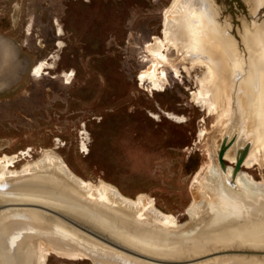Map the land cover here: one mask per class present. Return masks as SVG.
<instances>
[{
    "label": "rangeland",
    "instance_id": "1",
    "mask_svg": "<svg viewBox=\"0 0 264 264\" xmlns=\"http://www.w3.org/2000/svg\"><path fill=\"white\" fill-rule=\"evenodd\" d=\"M172 1L0 0V157L27 152L30 157L17 165L20 168L53 150L80 178L94 184L103 180L131 199L147 195L180 224L189 222L187 209L201 200L194 183L197 172L211 163V157L220 165L219 149L226 137L228 142L238 138L240 124L237 121L227 133L226 122L221 125L219 120H227L218 115L222 109L209 116L193 102L192 93L199 92L197 82L206 75L205 68L184 71L191 66L180 62L176 52L168 53L172 48L168 43L155 52L147 49L155 37L164 38ZM261 2L254 11L252 0H211L214 25L226 37L222 45L242 70L249 71L263 58L252 57L248 49L254 34L264 28ZM43 63L48 65L39 76L36 68ZM149 69L163 77L155 94L153 80L142 85L139 79ZM71 73L72 79L67 78ZM251 174L260 180L261 169L256 167ZM11 212L1 214L0 223ZM260 229L264 232V226ZM216 233L222 241L205 246L180 242L164 251L142 247L169 259L193 256L190 252L199 256L225 250L264 251V238L254 241L246 232ZM75 235L90 253L109 258H101L105 263L149 264ZM225 263L264 264V257H226L205 264ZM46 264L94 261L88 257L72 261L51 253Z\"/></svg>",
    "mask_w": 264,
    "mask_h": 264
},
{
    "label": "bare ground",
    "instance_id": "2",
    "mask_svg": "<svg viewBox=\"0 0 264 264\" xmlns=\"http://www.w3.org/2000/svg\"><path fill=\"white\" fill-rule=\"evenodd\" d=\"M252 1L254 11L263 4L262 0ZM211 4V0H173L166 9L164 38L155 37L147 45L149 51L155 52L159 46L164 47L168 43L172 47L168 53L176 52L180 62L191 66L184 70L189 74L196 67L205 68L206 75L197 82L199 92L192 93L193 102L202 111L207 110L209 116L214 113L212 111L222 109L218 115L221 114L227 120L218 118L223 121L221 125L226 122V129L223 130L227 133L230 131L231 134L237 121L241 128L238 129L240 133L231 150L225 154V161L230 165L226 164L225 169L222 166L220 168L211 157V163L197 172L194 183L199 185L201 200H194L187 209L189 222L180 224L175 215L160 211L155 201L147 195L131 199L116 186L103 180L94 184L80 178L63 157L53 150L43 151L38 158L26 161L20 168L17 165L30 157L27 152L0 157V205L40 204L51 207L134 252L166 261H192L211 253L196 256L189 251L193 256L169 259L151 254L142 246L155 247L161 251L174 249L180 242L205 246L210 241H222L216 232H223V236H227L231 231L246 232L254 241L263 239L264 232L260 228L264 226V28L258 29L254 34L255 40L248 45L252 57L262 55L263 58L253 64L249 71L242 70L222 45L226 37L214 25L216 12ZM159 56L162 59L164 57ZM47 65L43 63L36 68L39 76L45 72ZM150 71L142 72L139 79L142 85L149 79L153 80L155 86L152 93L155 94L160 92L163 77L156 73L150 74ZM73 76L74 73H71L67 78L72 79ZM248 143H251L249 152L241 170L235 175V166ZM256 167L261 169L260 180L251 174ZM9 198L18 201L10 202L7 200ZM10 211L13 212L8 220L0 223V252H3L0 264H46L51 253L72 261L88 257L94 264H108L101 261V258H109L90 253L75 234L89 237L127 257L156 264L102 243L63 219L41 210L12 207L0 210V216ZM106 228L112 233H108ZM226 257L264 256L221 254L195 264Z\"/></svg>",
    "mask_w": 264,
    "mask_h": 264
},
{
    "label": "water",
    "instance_id": "3",
    "mask_svg": "<svg viewBox=\"0 0 264 264\" xmlns=\"http://www.w3.org/2000/svg\"><path fill=\"white\" fill-rule=\"evenodd\" d=\"M2 42V40H0ZM0 42V43H1ZM236 141V137L233 138L230 142H228L227 138L224 139L223 143H222V146H221V149L218 153V161L220 163V165L225 169L226 167V163H225V154L229 151V149L233 146L234 142ZM251 147V143L249 144L248 143V146L245 147V149H243V151L241 152L240 154V157L238 159V162L235 166V170H234V174L236 175L240 170H241V167L243 165V162L249 152V148ZM12 207H21V208H35V209H38V210H41L43 212H46L50 215H53V216H56V217H59L61 219H63L64 221L68 222L70 225H73L75 226L77 229H79L80 231H82L83 233L93 237L94 239L102 242V243H105L113 248H116V249H119L129 255H134L136 258H139V259H143L145 261H148V262H152V263H156V264H195V263H199V262H202V261H205V260H208V259H211V258H215V257H218V256H221V254H224V255H234V256H237V255H250V254H254L256 256H264V252H260V251H248L250 253H247L246 251H219V252H214V253H211L209 255H205V256H201V257H198V258H195V259H192V261H166V260H161V259H154L152 257H149V256H146V255H143V254H139L138 252H134L133 250L127 248V247H124L123 245H121L120 243H117L116 241L112 240V239H109L107 236H104L103 234L95 231L94 229L92 228H89L87 226H84L83 224H80L79 222L75 221L73 218H70L69 216H66V215H63V213L55 210V209H52L51 207H48V206H44V205H40V204H35V205H13V204H3V205H0V210H4V209H7V208H12ZM221 252V253H220ZM247 253V254H246Z\"/></svg>",
    "mask_w": 264,
    "mask_h": 264
},
{
    "label": "crops",
    "instance_id": "4",
    "mask_svg": "<svg viewBox=\"0 0 264 264\" xmlns=\"http://www.w3.org/2000/svg\"><path fill=\"white\" fill-rule=\"evenodd\" d=\"M14 46V45H13ZM15 47V46H14ZM15 51H16V47H15ZM20 56L17 54V52H16V54H15V60L18 62L19 61V58ZM31 62H29V65H31L30 64ZM30 68V66H27V68H25V72H28V69Z\"/></svg>",
    "mask_w": 264,
    "mask_h": 264
}]
</instances>
